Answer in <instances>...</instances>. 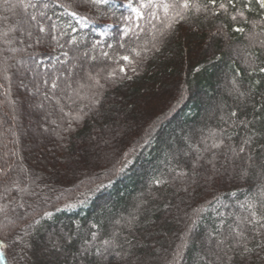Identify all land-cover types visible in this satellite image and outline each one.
<instances>
[{"label":"trees","instance_id":"16d2710c","mask_svg":"<svg viewBox=\"0 0 264 264\" xmlns=\"http://www.w3.org/2000/svg\"><path fill=\"white\" fill-rule=\"evenodd\" d=\"M148 2L0 0L4 264H264V8Z\"/></svg>","mask_w":264,"mask_h":264},{"label":"snow or ice","instance_id":"6c2138e0","mask_svg":"<svg viewBox=\"0 0 264 264\" xmlns=\"http://www.w3.org/2000/svg\"><path fill=\"white\" fill-rule=\"evenodd\" d=\"M230 2H231V0H230ZM250 2H251V0H249V3ZM91 3L94 4V5H96V4L107 5L108 4V0H91ZM211 3L213 5H215L216 0H211ZM257 3L259 4V6L261 8H264V0H257ZM149 6L163 7L164 12L168 13L170 7L175 8V7H178L179 5H177V4L169 5L167 3H163L161 5H157L155 3V0H149L148 4L142 5V7H149ZM128 7H130V8L132 7L131 0H129ZM182 7L184 9L190 8L191 7V0H183ZM220 7L221 8H225V5L223 3H221ZM132 10L136 13L138 18L142 17L143 14L140 12V10L138 8H133ZM197 11H199V7H197ZM72 15L75 16L76 13L74 12V13H72ZM176 15L180 16L181 14L179 12H177ZM241 15H243V13H241ZM181 18H183V17L181 16ZM31 19L32 20H36V17L33 16V17H31ZM233 19H235V17H233ZM167 27H171V24H169ZM39 30H40V32H44L45 31V29L43 27H40ZM236 30L237 31H242V29H236ZM128 31H130V29L125 30L124 34L127 35ZM29 35H30V33H29ZM161 35H163V33H161ZM36 42L39 43L40 41L37 40ZM133 51H135V50L133 49ZM65 55H67V53H65ZM136 55L139 56L140 53L136 52ZM122 59L123 60H129L130 58L128 56H123ZM121 71H124V69H121ZM259 71L264 73V67L260 68ZM45 83H47V81H45ZM97 83H98V81H97ZM257 83H259V81H257ZM51 87L53 89H55L57 87L56 83L52 82ZM233 115H235V113H233ZM214 146H218V145H214ZM241 150H243V149H241ZM252 207L254 208L255 205H252ZM48 215H50V214H48ZM251 216L253 217V219L249 221L250 223H259L261 220H264V217L257 218V213L255 211L251 212ZM238 235H242V233H238ZM105 243H107V242H105ZM221 243H223V241H221ZM2 248H3V244H2V242H0V249H2ZM245 250L246 251H250V249H245ZM4 260H5L4 253H3V251H0V264H4Z\"/></svg>","mask_w":264,"mask_h":264},{"label":"rangeland","instance_id":"374dc122","mask_svg":"<svg viewBox=\"0 0 264 264\" xmlns=\"http://www.w3.org/2000/svg\"><path fill=\"white\" fill-rule=\"evenodd\" d=\"M40 102H39V104L41 105V104H47L48 102H46V99H43L42 101L41 100H39ZM25 107L30 111H38V108H37V105L36 104H34L33 102H27V104L25 105ZM46 118V117H45ZM41 119H44L43 118V115H42V118ZM47 121V120H46ZM28 124H29V126H32V125H34V121L33 120H28ZM43 124V123H42ZM43 129V128H42ZM41 134L42 135H44V136H47V133H46V131H44V130H42L41 131ZM178 135H180V134H178ZM3 152V150H1L0 149V153H2ZM1 220V219H0ZM1 221H3V220H1ZM4 222V221H3ZM0 236H2L1 235V231H0ZM3 237V236H2ZM0 251H3V252H7V254L9 253L8 252V249L6 248V246H5V244H3V248L2 249H0ZM9 258H10V254H9ZM10 261V263H11V261L12 260H9ZM13 262V261H12Z\"/></svg>","mask_w":264,"mask_h":264}]
</instances>
